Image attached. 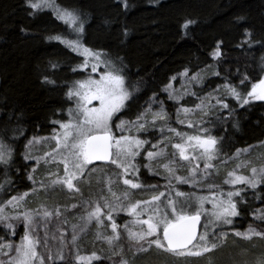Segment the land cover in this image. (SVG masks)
<instances>
[{"label":"snow or ice","instance_id":"snow-or-ice-1","mask_svg":"<svg viewBox=\"0 0 264 264\" xmlns=\"http://www.w3.org/2000/svg\"><path fill=\"white\" fill-rule=\"evenodd\" d=\"M123 4L125 9L129 7L127 0H123ZM24 6L32 10L28 13L30 16L36 15L38 11L44 8L54 7L56 19L67 26L69 34L74 35L75 39H69L64 34L50 35L47 39L59 41L72 52L84 57V63L77 68H73V72L77 70L86 71L90 67L91 73H96L99 66L103 65L105 68L99 79L92 78L90 74L89 78L76 81L68 87L65 96L68 101L75 102V108L67 109V122L51 121L54 126L51 137H33L25 145L24 159L29 161L33 159L30 152L33 145L50 144L51 141H55V148L36 158V164L39 165L43 161L45 165H55L57 171L49 172L45 179L50 183L45 184L41 180L38 188L36 187L37 181L34 175L30 173L28 179L33 183V192H47L49 189L59 187L61 190L66 188L69 192L82 195L78 185L84 180L85 176H90L96 171L95 167H93L92 173L88 171L89 166L93 165L94 162H106L114 165L119 170L115 180L109 176L98 181V183H104L107 186V191L112 197L111 202L105 196H101L99 200L89 199L83 202L85 215H82L79 219L84 222V226H72L71 244L75 245L78 240V227L79 232L83 233L89 225L95 222L97 228L103 230L97 231V239L108 245L113 256L120 257V264H133V261L124 258L123 247H117L122 239L121 231L126 234L129 250L134 248V257L137 253L146 254L155 249L158 253H164L175 259L190 261L194 258L198 259L210 255L218 249L228 234L220 233L218 235L216 229L221 225H231L233 218L240 215L239 205L246 202L243 197L247 189L256 191L258 186L264 185V165L257 168L251 166V161L238 163L233 170L227 173L224 180V184L229 185L233 190L224 192L215 186H210L208 191L212 193V196L196 198L195 205L190 203L193 199L192 195L175 190L176 185L172 184V180L174 179L177 185L189 182L199 183L200 181L196 180V177L201 172V161L204 164L205 173L212 170L213 162L219 159L223 138L211 135L212 130L204 127V123L211 124L231 119L235 109H231L230 105L225 102L228 98L234 99L240 108L254 101H264V78H261L258 83L252 84L251 90L246 95L240 89L245 86L248 80L247 76H244L239 85H233L225 78L226 82L214 90L215 93L223 91L222 95L209 93L207 96L200 97L198 93L188 91L177 94L175 89L169 90L171 88L170 84L165 86L163 91L168 93V99L178 104L188 95L196 96L200 100L195 108L179 107L176 112L177 123L184 124L187 120V126L198 128L199 134L192 136L179 132L175 128H167L170 136L162 138L156 144H152V150L146 153V159L149 163L144 167L152 171L154 162L167 160L169 155L167 149L170 146L173 149L171 159L161 165L163 171L167 174L166 178L169 180L166 185L169 191L153 195L148 200L132 203L129 191L143 188V185L134 182V179L138 180L139 178L137 157L143 154L141 150L150 143L147 140L140 139L139 134L147 131L150 125L155 127L157 123L166 124L169 121L168 112L163 107L164 102L160 101L159 111L153 112L152 105L156 101L155 97L150 98L149 107L139 113L134 121H121L116 125V129L120 132L119 137H117L112 129L113 119L117 113H120L126 107V102L132 99L133 93L126 87L123 69L118 68L114 61L107 59L108 53L94 51L84 46L83 37L87 24L86 14L72 6L60 7L54 5V0H24ZM239 19H243V17ZM105 23L108 22L105 21ZM193 23L195 22L192 20H186L181 25V29L187 30ZM124 34L127 35L126 30ZM243 35L244 39L236 45L237 48L244 50V46L247 45L250 50L255 43H259L261 47H264V42L253 41L251 30L245 29ZM222 47L223 41H217L214 49L209 54L218 63L224 57ZM50 63L52 69L58 67L57 63ZM261 64L264 65V56L261 57ZM262 70H264V67H262ZM189 72L190 70L185 68L179 75L187 80L189 85L202 83L204 77L199 72L193 73L191 76H189ZM212 75L219 77L220 72H213ZM176 78L174 76L171 79L175 80ZM42 83L54 85L55 81L45 76ZM94 101L97 102L98 106H93ZM212 101H215V103H212ZM197 112L202 114L201 121L194 122L190 120L189 117ZM213 112L216 113L214 118L212 116ZM225 112L228 115H224ZM149 116H151V120L148 119ZM204 118H207V120ZM56 125H58V128L55 127ZM126 129L129 132L128 135L124 134ZM133 129L137 133L136 136L131 135ZM164 130L162 127L160 129L161 133ZM13 132H19L21 136L23 135V129L21 128H14ZM175 138H178L179 142L171 143L172 139ZM10 139L15 141L17 137L13 136ZM247 152H249V149H237L236 153L227 158L224 163L239 160L240 156ZM13 156L14 150L3 139H0V166L5 168V175H7L8 169L13 163ZM184 163L191 165L187 169L188 175L186 177L176 175L177 171L182 170ZM60 165L63 166V175L60 174ZM249 167L250 175L238 174L240 170ZM36 171L37 168L32 169V173ZM121 180L123 185L126 186V191L121 196H117L113 191V185L118 184ZM5 183L10 186L12 182L6 180ZM151 187L154 189L156 186ZM3 188L4 184H0V190H3ZM173 191L174 195L172 194ZM218 191L219 195L217 196ZM28 196L29 193L26 192L19 196H12L4 204H0V223L6 229L11 230L13 236H15L16 228L9 221L22 220L25 229L19 245L7 243L0 239V254L7 257V261L0 259V264H58V262H65L63 249L69 242L65 239L66 234L63 231L59 232L60 239L57 241L59 245L57 253L53 255L49 251L47 259L38 252L42 242L39 236H34L33 233L40 226L37 223L38 220L47 225L53 218L59 219L64 216L69 208L57 205L49 209L47 205H42L35 211L26 210L12 216L6 214V208L18 209ZM257 198L264 199L259 196ZM100 201H103V203L101 204ZM206 202L211 203V212L205 209ZM77 207H80V205H71L72 209ZM105 209H107V214H105ZM122 211H127L129 216L134 217L131 227L127 223L122 228L117 224L114 213L118 215ZM145 215H147V219H142L141 217ZM202 217H208V223L203 225L204 231L200 232L198 231V225H200ZM253 219L264 222V209L257 210L253 214ZM64 222L67 223V220ZM109 224L111 235L106 234ZM135 227L140 230H133ZM44 230L43 243L47 247L48 228L45 227ZM235 235L244 240H252L254 237L264 239V232L252 226H249L243 233L236 232ZM52 239H56L55 234ZM13 250L15 251L14 256L12 255ZM101 259V256L95 252L89 256L77 254L75 264H93V261ZM256 264H264V257L258 258Z\"/></svg>","mask_w":264,"mask_h":264},{"label":"trees","instance_id":"trees-1","mask_svg":"<svg viewBox=\"0 0 264 264\" xmlns=\"http://www.w3.org/2000/svg\"><path fill=\"white\" fill-rule=\"evenodd\" d=\"M127 3L129 7L125 9L123 0H54V5L72 6L86 14L84 46L108 53V58L123 69L126 85L133 93L122 111L127 119L137 117L151 96L160 98L171 114L172 108L162 88L169 78L178 76L185 68L190 70L189 74L208 73L215 68L220 76L207 80L211 86L223 85L225 78L239 85L247 76L245 86L240 89L243 93L264 76L261 64L264 47L259 43L250 50L247 45L244 50L236 47L244 39L245 29L252 31L254 42H264V0H127ZM30 11L24 0H0V139L14 150L7 175L5 168L0 167V184H4L0 204L30 188L28 166L21 158L23 145L31 136L51 134L54 128L51 121L67 119V109L73 103L66 99L65 93L84 74L80 70L73 72L82 63L80 55L59 41L47 39L57 34L71 36L67 26L56 19L54 7L44 8L34 16L28 14ZM186 20L195 23L182 30ZM217 41H223L224 57L219 63L209 55ZM50 62L58 67L52 69ZM45 76L55 84H43ZM225 102L235 109L231 119L209 123L215 136L223 138L222 153L229 155L263 142L264 101H254L243 108L234 99ZM14 128L23 129V135L13 132ZM13 136L17 137L15 141L10 139ZM96 171L92 173L89 169L92 174L85 176L87 179L82 183H90L89 178L93 179ZM142 172L143 179H134L137 183H156ZM6 180H11L10 186ZM258 196L264 198L261 188L251 197L245 194L246 202L240 203V215L235 222L218 229L240 231L250 224V213L264 205V199ZM21 231V227L17 228L13 236L11 230L0 227V239L15 242ZM234 231H227L221 246L202 258L184 261L152 249L146 254L130 255V261L133 264H256L258 258L264 257L262 240H244ZM58 264H75V260ZM93 264L113 263L102 258Z\"/></svg>","mask_w":264,"mask_h":264},{"label":"rangeland","instance_id":"rangeland-1","mask_svg":"<svg viewBox=\"0 0 264 264\" xmlns=\"http://www.w3.org/2000/svg\"><path fill=\"white\" fill-rule=\"evenodd\" d=\"M69 39H75V36L71 35L69 37ZM94 51H96V50H94ZM81 58H82V63L80 65H82L84 63V57L81 56ZM107 59H110V58L107 57ZM110 60H112V59H110ZM116 66L118 68H120V66L118 64H116ZM104 71H105V68L103 67V65L98 67V70L96 73H91V68L89 67L86 71H82V72H84V74L80 80H84V79L89 78L90 74H91L92 78L99 79V76L101 74H103ZM213 72H216L215 68H212V70L210 69V71L208 73H206L204 71H200L199 73L204 77L202 83H193L190 85H189V82L187 80H185L184 78H182L180 75L175 76V77H177L175 80L171 79L172 77H174V76H172L171 78H169V81L165 84V86L170 84L171 88L169 90L175 89L177 91V94H180V92H182V91H188V92H196V93H198V95L200 97L207 96L209 93H213L216 95H222L223 91H221L220 93L214 92V90L217 89V87L219 85L211 86L207 83V80L209 78L215 77L214 75H212ZM191 74H193V73H191ZM191 74H189V76H191ZM80 80H78V81H80ZM165 86L162 88V92L164 94L165 100L170 103V107L172 108L171 109L172 113L170 114L168 109H167L166 104L164 103V105H163L165 110L168 112L169 121L166 124L157 123L155 125V127H152L150 125L148 127L147 131L139 134L140 139L147 140L150 143H148L147 145L144 146V148L141 150L143 154L138 156L137 161H136V163L139 166V178L143 179V177H144V173L142 172V170H143L147 174L148 177H153L154 179L152 181H155L157 184L156 183L147 184V185H143V188L140 190H130L129 196H130V201L132 203H135L136 201L148 200L153 195H159V193H161V192H168L169 191V189L166 187V185L169 183V180H168V178H166L167 174L163 171L161 165L164 163H167L168 160L171 159V153H172L173 149L170 146L167 149V152L169 154L167 160H159V161L154 162L152 164V171H149V169L147 167H144V165H147L149 163L148 160L146 159V153H147V151L152 150V147H151L152 144H156L157 141L161 140L162 138H166V137L170 136V133L167 131V128L168 127L175 128L179 132L187 133L188 135H192V136L199 134L198 128H196V127L189 128L187 126V120L185 121L184 124L177 123L176 112H177V108H179V107L195 108V106L200 103V100L197 99L196 96L188 95V96H185L180 101V103L178 104L175 101L168 99V93L163 91ZM251 86H252V84H251ZM251 86L249 87V89H247L244 92L245 95L247 94V92L249 90H251ZM126 87H127V85H126ZM153 97H155V96H151L148 99H146L145 103L142 105L141 109L139 110V113L143 112L146 108L149 107L148 102H149L150 98H153ZM155 101L156 102L152 105V111L153 112L159 111V109H160V103L159 102L162 100L160 98L155 97ZM184 101H188L189 103L187 105H185V104H183ZM72 103H73V105L70 108H75V102L72 101ZM212 103H215V101H212ZM93 106H98L97 102L94 101ZM122 111H123V109H122ZM122 111L120 113L116 114V116L114 117L113 122H112L113 133L117 137H119V135H120L119 130L116 129L117 124H119L121 121L127 122V121H134L136 119V117L132 120L127 119L125 116L122 115ZM215 115H216V113L213 112L212 116H215ZM148 119L151 120V116H149ZM189 119L194 121V122H199L202 119V114L197 112L194 115H191L189 117ZM204 119L207 120V118H204ZM67 121H68V114H67V119H65L63 122H67ZM162 127L165 129L163 133H161V131H160V129ZM204 127L210 128L209 123H204ZM56 128H58V125H56ZM52 133H53V131H52ZM52 133L49 135H45V136H31L30 138H28L25 141V144L23 145V148L21 150L22 151L21 152V158H22L24 164H26L28 166L27 180L29 182L30 188L27 191L16 193L13 196H19V195H22L23 193H26V192L29 193V196L26 198V201L23 203V205L21 207H19L18 209L13 210L11 207L6 208V210H5L6 214L9 216H12V215H17L19 213H23L26 210L35 211L36 209L40 208L42 205H47L49 209H51L57 205H59L61 207L67 206L69 208V211L67 213H65V215L62 216L61 218H59V219L53 218L47 225L43 224L39 220L37 221V223L40 226H39V228L36 229V231L33 233V235L34 236L38 235L41 242H42L41 246L38 248V252L42 256H44L45 259H47L49 251H51L52 254L55 255L57 253V250L59 247V245L57 243V241H59V239H60L59 232L63 231L66 234L65 239L69 242L68 245L65 246L63 249V254L65 256V260H67V259L75 260L77 254L82 255V256H89L93 252H95L97 255L101 256V258L107 259L113 264H120V257L113 256L112 251L109 249L108 245L103 243L101 240L97 239V236H96L97 231H103V230L98 229L95 222H93L91 225H89L85 232H83V233L79 232V227L84 226V222L79 219V217H81L82 215H85L84 204H83L84 201H87L89 199L99 200L101 196L107 197L110 202L112 201V197L107 191V186L104 183H98V181H101L102 179H106L109 176H111L112 179L115 180L116 174L119 173V170L114 165H111V164H104V165L103 164H93V165H90L89 169L92 170L93 167H95V169H97V171H96L94 177H92L93 179L89 178V180H92L90 183L83 184L82 182H84V180L87 179L86 177H84V180L78 185V187L81 189L82 195L69 192L66 188L61 190L59 187H56L54 189H49L47 192H45V191L33 192V183H32V181H30L28 179V175L30 173L34 175V177L37 181L36 187L38 188L39 182L41 180H43L45 184L50 183V181L45 179L49 172H56L57 171V168L55 165H51V166L45 165L43 163V161H41V163L39 165L36 164V158L43 156V154L45 152L51 151L53 148H55V141H51L50 144L44 143V144L33 145L32 148L30 149V152L33 156V159L29 160V161H26L24 159V154L26 152L25 145L33 137H36V138L51 137ZM124 134L125 135L129 134L127 129L125 130ZM131 135L132 136L137 135L135 129L132 130ZM211 135L215 136L213 130L211 131ZM177 142H179L178 138L172 139V141H171V143H177ZM240 149H249V152L243 153L240 156L239 160H234V161L228 162V163H224V161L227 158L232 157L236 153L237 150L233 151L229 155L223 154L222 150H221V152L219 154V159L213 162L214 166H213L212 170L210 172H207V173L204 172V164L201 161L200 162L201 172H200V175L196 177V180H198L200 182L199 183L189 182L187 184L177 185V182L173 179L172 184L176 185L175 190L182 191L186 194H191L193 199H192V201H190V203H192L193 205L196 204V202H197L196 198H198V197H211L212 196V193L210 191H208L210 186H215L218 189L223 190L224 192H227L229 190H233L229 185L224 184V180L227 176V173L229 171L233 170L238 163H241L242 161H251V166H255L257 168L264 165V141L261 143H258L256 145L247 146V147L240 148ZM177 159H178V157H177ZM193 163H195V162H193ZM0 167H3V166H0ZM190 167H191V165L184 163L182 166V170L177 171L176 175L186 177L188 175L187 169ZM33 168H37V171L35 173H32ZM59 170H60V174L63 175V166L62 165H60ZM238 174L250 175V167L247 169L240 170L238 172ZM129 178H132V177H129ZM134 182H136V181L134 180ZM160 184L163 185V187L157 186ZM151 186H156V187L153 189ZM259 188H261V190L264 191V185L258 186L256 191H258ZM113 191L116 193L117 196H121L126 191V186L123 185L122 180L118 184L113 185ZM253 192H255V191H253L251 189H247L245 194L247 196L251 197ZM172 194L174 195V191ZM216 195L217 196L219 195V191L216 193ZM11 197H9L6 201H8ZM5 202H3L2 204H4ZM100 202H101V204L103 203V201H100ZM165 202H166V200H165ZM73 204L80 205V207L72 209L71 205H73ZM204 207L208 212L212 211V206H211L210 202H206ZM259 209H264V205L257 206V208L250 213L251 223L246 224L242 230H240V231L235 230L234 231L231 229L230 230L224 229L225 227H230L235 222V220L237 218V217H235V218H233V223L231 225L219 226L218 228H220V227H224V228H221V229L217 228L216 229L217 234L219 235L220 233H227V231H234V233H236V232L243 233L249 228V226H252V227L256 228L257 230L264 232V222L256 221L253 219V214L256 213L257 210H259ZM193 210H195V209H193ZM104 211H105V214H107V209H105ZM114 216H115L117 224L120 225L121 228L126 223L129 224L130 227L132 226V221L134 220V217L129 216L127 214V211L119 212L118 215L114 213ZM117 218H119V220H117ZM141 218L147 219V215H145ZM65 220H67V223L64 222ZM9 222L13 223L15 225L16 229L21 227L22 228V231H21L22 234L19 237H17L15 242L8 241L7 243L19 245L21 243V239H22L24 232H25V229L23 226V221L20 220V221H9ZM205 223H208V217H202V231H204L203 225ZM73 225L79 226L77 228V232L79 233V236H78V240H77L75 245L71 244L72 234H73L72 233V226ZM0 227H3L4 229H6L2 223H0ZM45 227L48 228V237H49L47 247H45L44 243H43L44 237H45V230H44ZM133 230L139 231L140 229L138 227H135V228H133ZM54 234L56 236L55 240L52 239V236ZM106 234L111 235L110 224L107 226ZM161 235H162V232H161ZM121 236H122V239H121L119 245H117V247L118 248L123 247L124 258L131 260V258H132L131 256H133V253L135 250H134V248L132 250H129V243H128L126 234L123 231H121ZM257 239H260V238H257ZM260 240H262L263 244H264V239H260ZM251 241H254V240L252 239ZM5 251H7V249H5ZM138 254H140V253H137L136 255H138ZM12 255L13 256L15 255L14 250L12 252ZM0 259L7 261V257H4L2 254H0Z\"/></svg>","mask_w":264,"mask_h":264},{"label":"water","instance_id":"water-1","mask_svg":"<svg viewBox=\"0 0 264 264\" xmlns=\"http://www.w3.org/2000/svg\"><path fill=\"white\" fill-rule=\"evenodd\" d=\"M262 78H264V76H263ZM93 164H107V163H106V162L96 161V162H94ZM201 223H202V218H201ZM201 223H200V225H198V231H200Z\"/></svg>","mask_w":264,"mask_h":264}]
</instances>
